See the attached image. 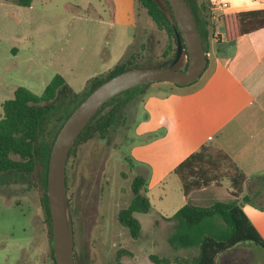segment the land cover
Returning a JSON list of instances; mask_svg holds the SVG:
<instances>
[{"label":"rangeland","instance_id":"1","mask_svg":"<svg viewBox=\"0 0 264 264\" xmlns=\"http://www.w3.org/2000/svg\"><path fill=\"white\" fill-rule=\"evenodd\" d=\"M216 1L202 2L210 23L209 33L211 25L213 33L222 31L214 21L215 17L221 19L219 11L213 10L212 2ZM127 2L133 14L126 0H32L30 6L0 0V116L1 103L13 96L16 87L41 94L56 73L68 84V90L57 95L58 103L64 106L71 91L83 93L89 79L107 76L124 56L134 54L133 59L139 61L134 68L159 66L158 62L166 60L165 49L175 48L172 38L137 0ZM226 22L230 29L232 19ZM186 61L187 55L182 53L176 66L183 69ZM177 87L165 82L150 83L143 93L122 105L103 138L95 135L79 144L69 157L68 196L72 199L82 184V196L89 187L90 197L95 195L96 199L88 205L95 217L90 225L74 227V249L80 264H154L151 254L167 257L172 264L179 256L191 253L189 249L175 248L170 241L174 233L170 222L157 214L173 212L183 201L180 182L171 168L189 150L187 139L193 136V130L186 124L195 121L186 122L184 112L165 121L158 117L163 113L158 108L170 105V92L179 91ZM183 87L188 86H182V92L190 91ZM146 93L158 95L160 100L147 101ZM53 116L43 121L36 157L57 128V116ZM35 175L37 170L14 174L0 185V264H55ZM136 176L144 178L151 209L135 213L141 228L133 236L117 215L133 197ZM214 196L209 204L223 197L221 193ZM94 202L96 211L92 210ZM202 202L206 201L198 203ZM239 245L219 254L218 264H228L232 255L257 264L261 256L255 257L252 252L258 246L253 242Z\"/></svg>","mask_w":264,"mask_h":264},{"label":"trees","instance_id":"2","mask_svg":"<svg viewBox=\"0 0 264 264\" xmlns=\"http://www.w3.org/2000/svg\"><path fill=\"white\" fill-rule=\"evenodd\" d=\"M19 6H30L32 0H13ZM139 5L156 25L167 32L175 43L172 50L165 49L167 59L158 62L159 66H166L176 52V32L171 7L167 0H137ZM201 33L204 50L208 51V36L213 34V26L209 33L210 25L204 15V4L197 5L196 0H186ZM234 26L240 34L248 33L264 27V10L246 11L233 15ZM226 36L229 28L227 19H224ZM212 31V32H211ZM187 55L186 50L183 51ZM134 54L122 57L107 76H94L89 79L85 91L81 94L71 91L70 99L66 105L58 103V93L68 90V84L64 77L56 73L41 94H36L24 86H18L11 98L1 103L2 114L0 116V185L7 183L14 174L29 173L40 166L39 188L42 204L45 209L50 236L51 220L46 194L47 165L53 140L63 122L75 107L97 86L110 77L129 68L138 67ZM188 64V58L185 68ZM177 69L176 65L174 66ZM183 68V69H185ZM149 84L139 85L128 89L107 101L104 106L92 117L90 122L82 130L74 142L68 158L75 148L87 142L95 135L103 138L109 127L113 124L117 112L122 105L143 93ZM139 87V88H137ZM137 88V89H136ZM107 108V109H106ZM105 110V111H104ZM58 113V115H56ZM57 116L58 125L55 132L48 137L47 143L35 155L39 133L44 119L49 116ZM53 116V118H54ZM66 163V190L69 206L71 199L68 196V175ZM45 168L43 169V166ZM43 171V173H42ZM174 174L180 181L182 192L187 197L192 191L207 187L211 184L220 185L221 180L228 179L232 189L233 198L229 200H215L209 205H198L187 201L169 219L173 221V231L170 241L175 248L191 250L190 254L176 258L172 264H217L219 254L233 249L235 246L253 242L264 251V240L254 225L243 212L241 205L249 200L242 194L247 181L246 174L235 164L230 156L221 149L210 145H202L197 151L189 154L174 169ZM133 197L129 204L118 211V221L127 227L133 236H137L141 224L135 217V213H147L151 209L148 196L145 194V181L141 176H136L132 184ZM242 194V195H241ZM241 195V196H240ZM72 217V214H71ZM220 219L222 225H215ZM51 257L56 264L51 246ZM75 259V253L73 254ZM150 259L154 264H170L167 257L151 254ZM116 264H121L119 261Z\"/></svg>","mask_w":264,"mask_h":264},{"label":"crops","instance_id":"3","mask_svg":"<svg viewBox=\"0 0 264 264\" xmlns=\"http://www.w3.org/2000/svg\"><path fill=\"white\" fill-rule=\"evenodd\" d=\"M205 1L211 2L196 0V3L201 5ZM216 2L227 4L226 7L218 6L216 11H219L222 21L232 19L228 36L223 21L222 34L215 36L213 33L208 36L207 65L197 79L199 81L183 87L190 88L188 92H182V86L177 85L179 91L170 92L171 103L166 108H158L163 112L158 117L165 121L169 116L178 117L180 112H184L186 122L191 119L195 121L186 124V127L193 130V136L187 139L190 148L172 166L173 174L175 167L202 145L221 149L246 174L247 181L242 194L247 195L249 200L241 208L264 240V27L240 34L233 22L236 13L264 10V0ZM126 4L129 5L127 0ZM144 97L147 101L160 100L158 95L146 93ZM147 189L151 190L150 186ZM231 190L229 180L223 179L221 185L211 184L192 191L187 197L182 192L183 201L173 212L157 214L167 219L173 228V221L169 218L187 201L208 205L212 201L210 199L219 193L223 197L216 200H229L233 198ZM203 200L206 202L198 203ZM215 225H222V221L217 219ZM239 247L237 245L233 249ZM256 248L255 253L251 251L252 255H260L257 264H264V251L260 247ZM247 261L244 256L241 261L232 255L228 264H248Z\"/></svg>","mask_w":264,"mask_h":264},{"label":"water","instance_id":"4","mask_svg":"<svg viewBox=\"0 0 264 264\" xmlns=\"http://www.w3.org/2000/svg\"><path fill=\"white\" fill-rule=\"evenodd\" d=\"M176 32V52L166 66L126 69L102 82L69 114L51 145L46 194L51 220L52 249L56 264H75L73 223L66 190V163L69 152L92 117L114 96L133 87L154 82L186 86L195 82L207 65V54L194 15L186 0H167ZM186 50L185 69L174 66Z\"/></svg>","mask_w":264,"mask_h":264},{"label":"flooded vegetation","instance_id":"5","mask_svg":"<svg viewBox=\"0 0 264 264\" xmlns=\"http://www.w3.org/2000/svg\"><path fill=\"white\" fill-rule=\"evenodd\" d=\"M44 168H45V165L43 166V169ZM40 169H41V167L37 166L36 170H37L39 176L38 175L34 176V177H36V181L38 183H39V178H40V174H41ZM42 173H43V171H42ZM78 187L79 188L76 189V193L74 194V197L71 199V209H70L71 214H72V223H73V240H74V227H75V225L77 227L79 225H82V224H83V227H84V225L86 226L87 224L90 225L91 221L93 220L92 217L95 218L93 215H91V205L89 206L90 209H88V205L90 204V202H93L94 200H96V199H94L95 195L90 197L91 196L90 195V188L87 187V189H84V191H83L84 195L82 196V184H80ZM99 191H100V189H99ZM83 197L86 199V201L82 199ZM90 198H91V200H90ZM93 204H94V206L92 205L93 206L92 210L96 211L97 207H96L95 202ZM85 220L87 222H85ZM51 246H52V241H51ZM74 253H75V249L73 246V254ZM74 262H75V264H80V258L77 257L76 253H75Z\"/></svg>","mask_w":264,"mask_h":264},{"label":"built area","instance_id":"6","mask_svg":"<svg viewBox=\"0 0 264 264\" xmlns=\"http://www.w3.org/2000/svg\"><path fill=\"white\" fill-rule=\"evenodd\" d=\"M212 6H213V10H215L218 6L226 7L227 4L226 3L219 4V3L212 2ZM220 20L221 19L219 17L214 18V21L216 22V24L222 26V21ZM221 34H222L221 31H216L215 36L221 35Z\"/></svg>","mask_w":264,"mask_h":264}]
</instances>
